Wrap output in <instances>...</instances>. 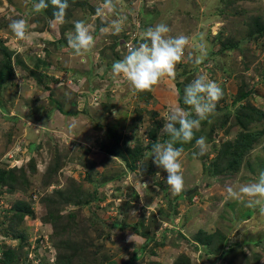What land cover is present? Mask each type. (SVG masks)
Returning <instances> with one entry per match:
<instances>
[{
	"label": "rangeland",
	"instance_id": "374dc122",
	"mask_svg": "<svg viewBox=\"0 0 264 264\" xmlns=\"http://www.w3.org/2000/svg\"><path fill=\"white\" fill-rule=\"evenodd\" d=\"M0 2V50L11 51L13 66L29 71L18 56L20 54L30 66L35 56L42 55L39 49L43 43L34 42L30 36L20 40L9 33L12 31L8 26L18 12L29 8L26 14L35 18V28L40 31L50 24L56 9L50 0L46 13L33 7L39 0ZM67 2L65 22L57 25L55 32L57 38L64 36L61 44L68 50L67 59L76 58L77 63L84 60L89 66L88 78L96 82L92 89L99 96V104L77 116L67 115L62 126L56 127L54 118L37 127V120L45 118L42 113L37 114L36 109L41 106L46 116V109L58 106L50 104L55 100L49 96V89L55 85L51 83L44 90L37 83L38 77L43 75L32 71L30 81L43 89V93L48 91L40 104H34L27 96L34 87L28 80L16 89L10 85L1 90L0 172H10L12 180L17 179L14 186L18 190L8 193L0 187V248L1 245L2 250L22 246L18 264H54L57 249L58 253L65 252L72 257L71 264H264V215L259 211L264 199L248 207L251 198H236L227 191L231 187L238 192L241 185L256 181L264 171V0H112L111 7L105 6V0ZM97 9L102 10L100 14ZM113 20L123 21L118 34L110 29ZM76 21L90 26L94 37V46L79 55L66 45L68 34L75 31ZM159 23L170 28L169 36L189 37L184 56L176 64L175 76L179 79L193 65L202 68L200 58H204L202 64L215 63L214 82L228 99L227 105L221 107L234 109L223 127L216 125L215 117L211 119L207 129L213 126L212 138L203 155L196 145L183 151L180 160L184 189L179 194H173L167 187V173L163 169L149 170L145 155L140 159L132 157L134 151L142 153L143 147L148 145L147 134L151 129L160 142V136L165 134L162 117L168 110L157 97V87L140 94L127 82L118 85L111 75L113 62L127 54L122 44L132 35L130 40L137 38L132 45L137 47V43L144 42L143 33ZM33 35L37 39L38 35ZM222 42H237L238 47L220 52ZM208 53L212 55L206 56ZM82 84L79 81V85ZM60 86L68 93L56 91L55 94L60 95L56 99L60 100L62 95L71 102L62 103L60 107L74 112L75 109L70 108L73 105H69L73 103L75 88L67 81ZM230 96L235 98L232 106ZM241 107L245 108L246 115L252 112L259 115L243 130L236 125L234 117ZM19 118L20 122L16 123ZM12 125L15 132L11 135ZM108 130L120 142L128 141V150L122 148L124 143L112 149L110 137L105 146L100 144ZM238 132L260 133L261 137L241 158L238 169L227 173L222 165L225 162L221 163L217 157L218 151H223L227 142H235ZM108 149L125 150L124 157L128 161L123 160L124 163L105 152ZM146 154L152 156V153ZM216 162L220 165L217 164V170ZM157 172L160 179L156 177ZM111 176L115 178L106 181L104 186H97L103 177ZM142 183H147L148 187ZM105 191L110 195L106 197ZM34 194L36 200L32 201ZM94 195L98 199L103 195L104 200L98 202ZM117 204L125 207L126 215L135 218L136 230L133 226L122 229L114 226L117 222L113 218L120 210ZM10 209L15 212L23 209L22 221L9 223L14 215ZM48 212H57L68 233L53 237L51 224L44 220ZM174 218L180 226L167 228L165 222L173 223ZM5 230L7 234L3 233ZM146 231L150 239L145 243L146 238L140 233ZM133 235L134 240H130ZM210 235L213 236L211 245L226 247L228 252L224 256L217 253L219 250L208 254V249L202 246V240ZM181 243L185 247L179 248Z\"/></svg>",
	"mask_w": 264,
	"mask_h": 264
},
{
	"label": "clouds",
	"instance_id": "9594fccd",
	"mask_svg": "<svg viewBox=\"0 0 264 264\" xmlns=\"http://www.w3.org/2000/svg\"><path fill=\"white\" fill-rule=\"evenodd\" d=\"M50 3L56 9L52 13L53 19L50 21V25L56 27L65 22L66 9L69 5L67 0H50ZM48 6V0H39L33 5L36 11L47 9ZM105 6L111 7L112 0H105ZM101 11V9H97V14H100ZM122 25V20H113L110 29L118 34L122 31ZM8 27L20 40L29 38V24L26 19H14ZM74 29V33H69L67 36V44L75 54L79 55L94 46V37L91 34L90 26L83 21H76ZM102 31H109V29H102ZM169 32L170 28L163 23L149 27L143 33V43H137V47H129L127 54L122 59L113 62L111 66L113 81L118 85L121 82H127L133 90L144 92L151 91L165 77L174 78L176 64L184 56L185 48L189 44V37L183 34L173 37L168 35ZM136 40L137 38L133 41L136 42ZM196 62L199 63V58ZM221 97L222 90L216 82L208 79L205 75H198L184 88L183 101L191 110H186L179 103L174 102L162 117L165 121L162 129L170 139L164 143L154 142L151 153L153 163L167 173L166 184L173 194H179L184 189L180 160L183 148L174 147V144L191 142L194 138V131H198L201 121L207 119L215 111L216 102ZM193 112L196 118H191ZM195 144L200 155H203L209 147L204 136L196 139ZM156 177L160 179L159 172L156 173ZM142 184L145 188L148 187L147 183ZM227 191L230 196L236 198L244 196L251 198L248 200V207L260 204V201L264 199V171L259 173L256 181L241 185L238 192L231 187ZM31 200L35 201L36 197L33 199L31 196ZM259 211L261 215H264V206L260 207ZM177 220L174 218L172 219L173 223L165 222L167 228H177ZM129 239L134 240V235Z\"/></svg>",
	"mask_w": 264,
	"mask_h": 264
},
{
	"label": "trees",
	"instance_id": "16d2710c",
	"mask_svg": "<svg viewBox=\"0 0 264 264\" xmlns=\"http://www.w3.org/2000/svg\"><path fill=\"white\" fill-rule=\"evenodd\" d=\"M43 12L46 13V10L43 9ZM210 37L216 38L215 36H210ZM198 39H201V37H198ZM219 44H220V49H219L220 52H223V51L230 52L233 49H236L238 47L237 42L236 43H229V42L224 43V42H222ZM66 45L68 46V44H66ZM11 55H12L11 51L9 52V51L5 50V51L1 52V50H0V92H2L1 90H4L8 86H10L13 82V79H14V67H13L11 60H10ZM211 55H212L211 53H208L206 56H211ZM1 57H2V59H1ZM200 60H201L200 65H202V68H200V69L197 67L194 68L193 67L194 65H193L191 68V70H192L191 76H193L194 79H196V77L198 75H205L208 79L215 81L213 79L215 77V72L217 73V71L215 69V67H216L215 63H214V65L212 64L211 66H207L206 63L202 64L204 61V58H202ZM30 74H32V72ZM229 99H230L231 106H232V103L235 102L234 101L235 98H232V96H230ZM227 100L228 99L225 97V95H222V97L219 99V101L216 102L215 111L209 115V118L201 121V126H200V129L198 131H194V138L191 142L183 143V144L177 142L176 144H174V147L183 148V151L189 150L190 146L196 145L195 144L196 139H198L201 136L206 137V142H209L212 138L211 134H212L213 130H211V128L213 126H210L209 129H207V126H208L209 122L211 121V119H213V117H215L214 119H215L216 125H218L219 127H223L225 125V123L227 122L228 115L230 113L232 114L233 113L232 111H234V109L231 108L230 106L228 108H223L225 105H227L225 103ZM221 105H223V107H221ZM218 109H220V110H218ZM218 111H220V112H218ZM245 111H246L245 108L242 109V107H241L239 110L236 111V114L234 116L235 121H236V125L239 126L241 130H243L244 127L248 123H250L251 121L256 119V117L258 115L256 113L253 114V112H252L249 116V115H246L244 113ZM0 112H2V110H0ZM218 114H221L220 117L217 116ZM191 118H196V116H194L192 114ZM11 120H15V118H12ZM94 127H95V125H94ZM177 127H179V125H177ZM206 132H207V134H205ZM240 132L236 133V141L235 142H230V143L227 142L228 144H226V148L223 151H220V152L218 151L217 157H219L221 163H222V160L225 162V164H222V165H224L223 167H225L224 172L232 173L234 170L238 169V167L241 163V158L245 154L249 153L251 145L254 142H256V140L258 138L261 137L260 133L253 132L250 134V133H240ZM107 137L108 138L110 137V139H111L110 142H111L112 149H114L115 146L121 147L120 144L124 143V146L122 148H124V149L126 148V150H128L129 145H130L129 142L128 141L127 142L126 141L120 142L119 138H117L116 135L114 133L110 132L109 130L107 132H104L103 138H102V141L100 144L105 146L106 141H108ZM160 137H162L161 138L162 143H164L170 139V137L166 133L164 135L162 134ZM147 139H149V141L147 143L148 145L145 144L146 146L143 147V152L142 153L140 152L139 154H137V152L134 151L132 157L134 158V156H136L137 158L140 159V158L144 157V155H145V157H147L146 159H148V161H147L148 162V169L149 170H156L158 167L153 163L152 156L146 154V153H151V148H152L153 143L159 141V139H157V137L155 135V130L151 129L148 132ZM105 152L110 153L111 155L120 158V160L122 159L121 161H123V160L125 162L128 161V158L124 157L125 156V154H124L125 150L111 151V149H108ZM217 164L219 165V162H216L214 164L215 170H217V167H218ZM9 173L10 172H2V171L0 172V187L1 188L3 187L5 189V191L8 193L16 192L18 189L14 185L17 184V182H16L17 179H15L13 181L12 176L11 175L9 176ZM114 178H115L114 176L113 177L111 176L108 179H105L103 177L102 180L100 182H98V184L96 183V181H93V184H97V186H104L106 181H108L110 179H114ZM125 179L126 178H124L123 180H125ZM11 181H13L14 183L12 182V184H10ZM105 193H106V197L110 195V193L107 194L106 191H105ZM181 196H182V194H180L177 197L180 198ZM94 198L96 200H98V202L104 200L103 195H100L99 199L96 197V195H94ZM117 207L120 210L117 214H115L116 216L113 219L118 224L116 223L114 226L121 228V229L125 228V227H132L133 226L132 228H134V230H136V228L134 227L135 222H131L129 220L130 215H126L125 207H122L120 204H117ZM10 211H13V210L10 209ZM13 212H14L15 216L13 215V217L11 218L9 223H12L14 221H17V222L22 221L23 216L25 215V211H23V209H22V211H16V212L13 211ZM13 212H12V214H13ZM56 214H57V212H55V213L48 212L46 215V218L44 219L45 222H49L51 224V226L53 228V234H52L53 237L62 236L64 234L68 233V228L64 227L62 225V222L59 221ZM248 214H249V212L247 213V215ZM70 216H71V214H69V217ZM111 226H112V224H111ZM59 228H60V230H59L60 232L54 234V232ZM6 230L3 232L4 234H7ZM140 236L146 238L145 243L147 242V239H150L148 231H146L144 233L141 232ZM51 238H52V236H51ZM212 243H213V236L212 235H210V236L206 237V239L202 240V246H205L208 249V254H209V251H211V250H214L215 253L217 250H219L217 253L220 252V254L223 256L226 254V252H228L225 250L226 247L224 245L221 244L219 246H216V245H211ZM2 246L3 245H1V248H0V255H1L0 264H18L19 259H20L19 254H20V250H21L22 246L18 245L14 249L7 248L5 250H2L3 249ZM58 251L59 250L57 249L56 253L58 254V256L56 257L54 264H71V258L72 257L70 255L69 256L66 255L65 252L60 254V253H58ZM25 256H27V252L23 254L24 258H25ZM24 261H23V263H24ZM131 261L132 260H129L128 262H131ZM174 264H177V263H174Z\"/></svg>",
	"mask_w": 264,
	"mask_h": 264
},
{
	"label": "crops",
	"instance_id": "0c3cea01",
	"mask_svg": "<svg viewBox=\"0 0 264 264\" xmlns=\"http://www.w3.org/2000/svg\"><path fill=\"white\" fill-rule=\"evenodd\" d=\"M1 3L2 2H0V4ZM24 10H26V9H24ZM27 10H29V8ZM27 10L25 12L23 10H21L22 12H18L20 16L17 13L18 16H14V18L15 19L23 18V19H26L28 21V24H29L28 31H29V34H30L29 36L31 37V40H33L34 42L43 43L42 48L39 49V52L42 53V55L37 56V57L35 56L34 60L31 62V65L29 66L24 61V58L19 54L18 57L20 58L21 63L24 66L30 68V70L28 71V70L24 69V67L22 69H20L19 67L15 66V65L13 66L14 67V79H13V82L11 85H14V87H12V89H16L19 85L22 84V82H25V80H28V82L32 86H34L37 90L34 91V87H33L32 90H29V92H27V96H30L31 101L34 104H36V103L40 104V102L44 99V96H47V93H48V91H45L47 93H45V92L43 93L42 91H44L51 83L54 84L55 88H52L50 86L49 91L51 90L50 91L51 95L49 94V96L52 97L55 101L51 102L50 104H54L55 106L58 104V106L56 108L55 107H49L48 110L47 109L45 110V108L43 107L45 110L46 116L43 115L41 106L39 108H37L36 109V111H38L37 114L42 113V117H44L45 119H43L42 121L36 119L37 120L36 124H37V127H41L43 125L42 124L43 121H50V120L56 118V121H55L56 127L58 125L62 126L61 122H63L65 120V118H67L66 117L67 115L72 114V115L77 116L80 113H85L86 111H90V109H91L90 107H95L91 98L95 94V91L92 89V86H95L96 82L93 78H91V79L88 78L89 75L91 74V71L88 72L89 66L87 64L83 63L84 60H81L80 63H77L76 58L74 59L71 57L70 60L67 59L68 50L64 49V47L61 44V43H64V41L61 40L62 38H64L63 34H61V36H63V37L60 36V38H57L58 35L55 32L56 28L55 27H49L50 24H47V27L45 26L44 29H39L40 31H44V32L38 31L35 28V27H37L35 18H31V16L26 14ZM33 24H34V28H31V25H33ZM2 31L5 32L4 30H2ZM9 33L14 35L12 32H9ZM33 34L38 35L37 39ZM12 35H8L7 37H10ZM25 43H27V42H24V44ZM192 44H194V43H192ZM201 46L202 45L200 43L199 48ZM12 65H13V62H12ZM189 69L190 68H188V72L183 73L179 79L176 76H175V79L165 77L163 79V81H160L157 85H155V88L157 87V89H156L157 97L163 101L162 104L164 107H166L167 110H169V106L174 102L179 103V105L181 107L185 108L186 110H191L189 108V106L184 104V101H183L185 86L190 84L194 80V77L191 76L192 70H189ZM32 71L35 72V74H39V75H43V76H44V73H46L45 77L39 76L38 81H37L39 86L41 88H43L44 90L30 81L31 76H32V74L30 75V73ZM68 80H71V81H68ZM65 81L72 83L71 87L75 88L74 93L72 94V102L74 104L72 103L69 105V106L73 105V107H70V108L75 109V110H73L74 112L65 111L60 107V104H62V103H67V104L71 103V102H69V100L63 98L62 95L60 97L61 98L60 100L56 99V98H59V96H60L59 94H55L56 91L62 90V92L60 94L68 93L67 89H64L60 86L61 83L65 84ZM79 81L83 82L82 86L79 85ZM40 89H41V91H40ZM63 90H65L66 92H63ZM177 90H178V94H177ZM149 92H151V91H149ZM140 94H141V92H140ZM152 95L154 96V94H152ZM49 96L47 98H49ZM56 101H58V102H56ZM88 108H90V109H88ZM15 111H19V110L16 109ZM193 115L195 116L194 112H193ZM28 116H30V115H28ZM208 118H209V116H208ZM20 120H21V118H19L16 121V123L20 122ZM14 126L12 125L13 130H12V132H10L11 135L13 132H15ZM77 136L79 137V135H77ZM116 161H117V163L121 164L120 161H118V160H116ZM116 167H117V165H116ZM129 220L131 222H136L135 218L132 216L129 217ZM182 246L185 247V244H183V243L179 244V248Z\"/></svg>",
	"mask_w": 264,
	"mask_h": 264
},
{
	"label": "built area",
	"instance_id": "2783aa9c",
	"mask_svg": "<svg viewBox=\"0 0 264 264\" xmlns=\"http://www.w3.org/2000/svg\"><path fill=\"white\" fill-rule=\"evenodd\" d=\"M132 36V35H131ZM131 36L129 37V41L128 42H126V43H123L122 44V46L125 48V52H127L128 51V48L129 47H133V45H132V41H133V38L134 37H132V39L130 40V38H131ZM69 81H71V80H69ZM98 95H96V94H94L93 96H92V102L94 103V105H97L98 104ZM35 195V194H34ZM34 195H32V197H33V199L36 197V195L34 196ZM30 255V253L28 254V257H30L29 256Z\"/></svg>",
	"mask_w": 264,
	"mask_h": 264
},
{
	"label": "bare ground",
	"instance_id": "6f19581e",
	"mask_svg": "<svg viewBox=\"0 0 264 264\" xmlns=\"http://www.w3.org/2000/svg\"><path fill=\"white\" fill-rule=\"evenodd\" d=\"M48 9V8H47ZM47 11V10H46ZM48 13V12H47Z\"/></svg>",
	"mask_w": 264,
	"mask_h": 264
}]
</instances>
